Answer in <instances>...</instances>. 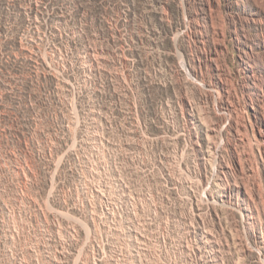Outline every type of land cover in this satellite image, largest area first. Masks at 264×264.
I'll list each match as a JSON object with an SVG mask.
<instances>
[{"label":"rangeland","instance_id":"374dc122","mask_svg":"<svg viewBox=\"0 0 264 264\" xmlns=\"http://www.w3.org/2000/svg\"><path fill=\"white\" fill-rule=\"evenodd\" d=\"M204 256L264 264V0H0V264Z\"/></svg>","mask_w":264,"mask_h":264},{"label":"bare ground","instance_id":"6f19581e","mask_svg":"<svg viewBox=\"0 0 264 264\" xmlns=\"http://www.w3.org/2000/svg\"><path fill=\"white\" fill-rule=\"evenodd\" d=\"M88 55L90 56V53H88ZM90 62L92 63V61L90 60ZM195 221H196V223H197V225H200V223L198 222V218L197 219H195ZM190 232V230H188L187 231V233H189ZM202 235H203V237L204 238H206V240H209V241H211V237H210V234L208 233V232H206V231H203L202 232ZM212 242V241H211ZM199 251H201V247H199ZM202 253V252H201ZM210 257H206V256H204V263L205 264H216L215 263V260H213L212 258H210Z\"/></svg>","mask_w":264,"mask_h":264}]
</instances>
